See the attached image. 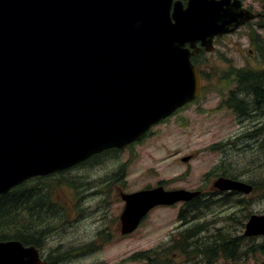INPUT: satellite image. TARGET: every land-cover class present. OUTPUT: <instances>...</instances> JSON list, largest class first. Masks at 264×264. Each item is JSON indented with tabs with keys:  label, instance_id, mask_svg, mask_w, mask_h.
Returning <instances> with one entry per match:
<instances>
[{
	"label": "water",
	"instance_id": "obj_1",
	"mask_svg": "<svg viewBox=\"0 0 264 264\" xmlns=\"http://www.w3.org/2000/svg\"><path fill=\"white\" fill-rule=\"evenodd\" d=\"M254 17L230 0H0V195L124 147L195 100L201 79L191 56ZM214 185L250 190L222 177ZM193 194H123L121 234L155 205ZM245 234H264V216H251ZM0 264L46 262L8 240Z\"/></svg>",
	"mask_w": 264,
	"mask_h": 264
},
{
	"label": "rangeland",
	"instance_id": "obj_2",
	"mask_svg": "<svg viewBox=\"0 0 264 264\" xmlns=\"http://www.w3.org/2000/svg\"><path fill=\"white\" fill-rule=\"evenodd\" d=\"M252 37L261 46L260 54L255 47H247L243 36L237 34L220 40L215 43L213 51L199 56L203 72L200 96L157 126L145 140L120 152L98 156L90 163L76 165L59 179L51 176L46 180L48 187L60 184L53 187L50 194V200L59 208L56 210L54 206L52 210L55 216L50 220V227L44 214L39 222L44 229L38 239L48 257L60 255L63 264H142L141 259L136 260L131 255L170 245L171 231L178 224L176 209L150 211L136 230L121 235L119 215L123 205L113 203L115 196H110L112 189L107 187L111 183L105 185L108 179L115 180L118 174H124L127 191L155 186L157 181L168 183V188L172 189L199 188L205 191L216 182L214 172L222 168L224 173L235 175L239 172L251 178L259 194L264 195V130L249 135L241 133L240 129L250 126L248 114H263L264 105H247L239 112L228 107L230 92L236 91L237 86L233 74L238 69L264 68V30L258 28ZM249 48L253 51L250 52ZM247 94L243 96L249 99ZM187 154H194L193 159L182 163L179 158ZM252 196L254 199L249 209L255 212L264 210V200L257 199L255 194ZM217 208L214 204L205 218H214L211 213ZM231 209L229 207L222 213L221 220L196 222L207 227L203 235L215 233V227H223L221 232L229 236L235 234L229 224L233 222ZM175 251L177 263L184 260L193 263L194 255L187 257L188 260L180 249ZM261 260L259 254H252L236 261L219 257L216 262L258 264Z\"/></svg>",
	"mask_w": 264,
	"mask_h": 264
},
{
	"label": "trees",
	"instance_id": "obj_3",
	"mask_svg": "<svg viewBox=\"0 0 264 264\" xmlns=\"http://www.w3.org/2000/svg\"><path fill=\"white\" fill-rule=\"evenodd\" d=\"M233 75H235L233 79H236L237 87L236 91L230 92L228 107L239 112L242 107L247 105L263 106L264 70L238 69ZM245 94L247 96L250 95L251 98L248 99V97L243 96ZM109 152L115 151H107L104 154ZM70 169L47 176L31 178L12 188L7 193L0 195V241L18 240L24 245L33 244L38 248H42L38 239L42 237L44 229L39 225L40 219L44 214V220H47V226L50 227V220L55 216L52 211L54 206H56V210H59L57 204L50 200V194L53 193L52 188L60 186V184L48 187L45 184L46 180L50 179L51 176H57L59 179L60 176H65L64 174ZM60 181L65 182L63 180ZM190 231V237L196 240L193 244L168 243L170 245L158 246L160 247L159 249L135 252L131 257L136 260L141 259L142 264H188L185 260L182 263H177L175 260L177 257L174 258V256L178 255L175 249H180L186 255V258L194 255L192 264H218L216 261L219 257L227 261H236L248 256L250 253L263 255L262 260L258 264H264V245L251 244L246 247L231 245L224 241L228 233H221L222 242L208 244L203 242L204 237L207 238L206 236H195L194 227H191ZM59 257L61 256L48 257V264H63ZM187 259L190 260L189 258Z\"/></svg>",
	"mask_w": 264,
	"mask_h": 264
},
{
	"label": "flooded vegetation",
	"instance_id": "obj_4",
	"mask_svg": "<svg viewBox=\"0 0 264 264\" xmlns=\"http://www.w3.org/2000/svg\"><path fill=\"white\" fill-rule=\"evenodd\" d=\"M173 1H176V0H173ZM177 1H181L183 5L185 6L187 0H177ZM230 1L231 2L239 1L240 8L242 10L245 9L249 11L250 13L254 14L255 17L252 19L246 20L242 25H240L233 32L224 34L221 37H215L214 44L215 43L217 44V42H219L222 39L227 38L228 36L240 34L241 36H243V38L247 42V47L249 46L255 47V50L258 51L260 54L261 46L255 41V39L252 36L254 32L258 30V28H261L264 30V0H230ZM248 28H250V30ZM249 51L252 52L253 50L249 48ZM202 54H203V51L201 50L194 56V58L201 56ZM261 60L263 61L262 58ZM263 65H264V61H263ZM251 70H254V69H251ZM259 70H264V68L259 69ZM254 71H257V70H254ZM263 90H264V87H263ZM258 91L261 92L260 89H258ZM258 105H261V104H258ZM263 105H264V99H263ZM261 113L263 114H248L251 120L250 126L245 125V127H241L240 128L242 130L241 133L245 132V133H249L250 135L254 132H259L260 130H264V110ZM169 118L170 117H167L163 119L162 121H160L159 123H157L156 125L152 126L146 133H144L139 139H137L136 142L130 145H133L135 143H140L143 140H145L150 134L153 133L154 129L157 126H159L161 123L166 122ZM249 144L252 146V142H249ZM217 146L218 145H216V147ZM108 150L120 152L119 149H108ZM219 150H222V149H219ZM107 151L105 150V151H102L101 153L91 156L89 158L90 160L88 159L86 162L90 163L91 161H94L96 157L103 156L104 153ZM187 155H190L191 159H189L186 162H182L181 158L183 156H181L179 159L182 163H187L190 160H192L194 157V154H187ZM187 155H184V156H187ZM217 165H218V162L216 163V166ZM224 172L225 171L222 168H220L219 170H216L214 172L215 177L216 178L226 177L232 180L245 183L246 185H249L251 187L250 190L244 191V192L241 190H236V189L224 190V189H220L214 186H212L211 189L205 190V191L199 188L195 190L191 189L190 192L194 194L186 200L177 201L173 204H168V205L160 204V205H156L152 207L146 213V215L141 219L140 224L143 222V220L146 218L147 214H149L150 211H153L158 208H169L172 210L176 209L175 218L177 219L178 224L177 226L176 224L174 225L175 228L172 230L173 232L171 231L172 235L169 237L168 243L170 244L180 243L184 245H187V244L190 245L196 242L195 238L190 237L191 227L195 228V236L199 235L198 237H203L204 236L203 234H205L207 230V227L203 228L199 223H196V222L200 221V223L202 224L203 219H204L203 222H206V223L213 222V220L215 221L217 218H220L221 220L222 213L226 211L227 209H229L230 207L232 209L230 213L231 216L230 215L229 216L233 220V222L229 224L232 230H234L236 233L231 234L230 236L228 234L227 236H225L224 241L228 242L231 245L234 244L238 246L240 245L250 246L251 244L258 245V246L264 245V235H260V234L246 235L244 233L245 226L247 222L250 220L251 216L253 215H256L257 217L264 216V210H259L258 212H255L249 209L254 199L252 195L255 194V197L261 200H264V195L261 196L259 194V192L256 190L257 187L254 186L253 180L251 181L250 180L251 178L245 177L243 173L239 174V172H237L235 175H233V174H227ZM242 176H244L245 178H243ZM125 180L126 179H125L124 174H118V177H115V180H112V179L107 180L105 185H108L111 183L110 186H107V187H111L112 189L110 196L112 195L115 196L113 203L115 202L121 203L124 206V201L122 199V195L124 193H131V192L139 191V190H150L156 187H162L164 190H167V191L173 190L172 188H168V185H167L168 183H164L163 181H159V182L157 181L155 186H146L139 190L127 191V189L124 187ZM177 189H185V188H177ZM214 204L218 207L216 212L211 213L212 217L214 218L206 219L205 216L208 214V212L211 210V207H213ZM123 206H122V209H123ZM215 228H216L215 233L205 235L207 238L204 237L203 242L208 243V244H211L212 242H218V243L222 242L221 230L223 229V227H215ZM197 230H198V233H197ZM216 230H220V231L216 232ZM218 234L220 235V237ZM38 250H39V255L41 259L44 261H47L48 263V260H47L48 255L44 251V249L38 248Z\"/></svg>",
	"mask_w": 264,
	"mask_h": 264
}]
</instances>
